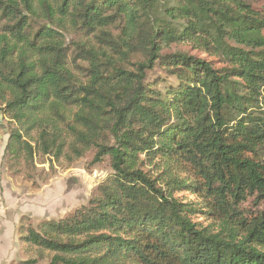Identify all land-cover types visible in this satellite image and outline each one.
Here are the masks:
<instances>
[{
    "label": "trees",
    "instance_id": "trees-1",
    "mask_svg": "<svg viewBox=\"0 0 264 264\" xmlns=\"http://www.w3.org/2000/svg\"><path fill=\"white\" fill-rule=\"evenodd\" d=\"M68 23L84 80L58 30ZM188 42L223 65L165 52ZM158 64L174 82L147 83ZM70 105L77 137L113 172L87 205L25 229L49 264H264V211L242 208L264 203V12L249 0H0L1 111L38 125L37 151L58 156L66 141L47 126ZM6 151L36 153L17 129Z\"/></svg>",
    "mask_w": 264,
    "mask_h": 264
},
{
    "label": "rangeland",
    "instance_id": "rangeland-1",
    "mask_svg": "<svg viewBox=\"0 0 264 264\" xmlns=\"http://www.w3.org/2000/svg\"><path fill=\"white\" fill-rule=\"evenodd\" d=\"M253 6L264 12V0H249ZM43 17L34 24L46 23ZM67 30L58 29L65 38V47L69 56L70 68L81 80H84V67L88 61L83 58H75L73 41L78 36L71 30L68 23ZM55 29L56 26L53 25ZM80 38V37H79ZM185 51L208 60L213 59L216 66L223 63L215 56L196 47L193 43H183L167 48L165 52ZM174 82L166 71L158 64L148 73L147 83L159 81ZM79 106L70 105L62 111L63 116L52 114L47 128L52 129L54 125L61 133V141L65 140L61 154L43 155L37 151L39 146V126L26 130L23 125L11 119L0 109V264H49L53 252L32 245L23 237L26 236L27 227L36 228L44 220H60L77 209L89 203L98 185L104 181L112 172V162L109 156L101 160H95L97 153L96 142L81 141L72 127L85 130L81 123H76L75 116ZM20 130L24 139L36 149L33 160H28L21 155L15 159L6 151V147L13 130ZM102 141L113 142L107 133ZM149 167V166H147ZM185 201H192L200 208L202 199L190 190H183L175 194ZM242 208L247 212L255 214L264 211V203H256L254 197H249L242 203ZM204 209V208H202ZM250 215V214H249ZM194 219L207 225L215 224L207 216L198 212ZM24 232V233H22Z\"/></svg>",
    "mask_w": 264,
    "mask_h": 264
}]
</instances>
